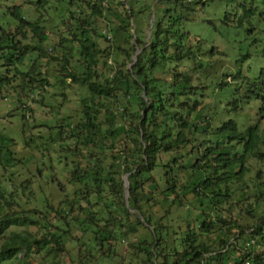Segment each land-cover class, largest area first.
Returning <instances> with one entry per match:
<instances>
[{
    "label": "trees",
    "instance_id": "trees-1",
    "mask_svg": "<svg viewBox=\"0 0 264 264\" xmlns=\"http://www.w3.org/2000/svg\"><path fill=\"white\" fill-rule=\"evenodd\" d=\"M0 9V264H264V0ZM191 22L243 36L234 83Z\"/></svg>",
    "mask_w": 264,
    "mask_h": 264
},
{
    "label": "rangeland",
    "instance_id": "rangeland-1",
    "mask_svg": "<svg viewBox=\"0 0 264 264\" xmlns=\"http://www.w3.org/2000/svg\"><path fill=\"white\" fill-rule=\"evenodd\" d=\"M2 10L0 9V34L1 32H3V30L1 29V27L3 26L5 29L8 27L9 24H7L8 22H12V20L8 17V14L4 15L2 14ZM210 14L208 13V15L212 16V18L216 19L217 24H219L220 26L221 23L219 22V17L217 15H215L211 10L209 11ZM207 12L205 11L204 15ZM154 17V16H153ZM152 17V18H153ZM152 18H151V22H152ZM155 18V17H154ZM14 23H16L15 21H13ZM49 24H54V23H49ZM146 24V31H148L147 28V23ZM190 30L193 33H200L203 36H205L206 38H208V45H212L213 43L217 44L218 46H220V53L216 52L217 54L212 57L211 59V63L212 65H214V69L211 70L210 74L213 73L215 70H219L220 71V76L222 77L223 80L227 81L228 84H231L232 82L234 83L236 80L232 75H226V71L228 73H234L235 69H236V61L237 59L241 58V54H242V49H241V45H243L244 43V38L242 35H235V32H233L230 36H222L220 34V32L218 31L219 28L218 26L214 27V25H209V24H201L199 22H191L189 24ZM103 32L105 30V28H102ZM55 32H51V39L48 44H45V48H47L50 53L54 56H57L60 59L64 58V51L65 48L64 47H60V36L59 34ZM66 36H68L69 34L66 33ZM110 40H112V37H109ZM223 39V40H222ZM103 40V39H101ZM55 45H58V47H55L54 49H51V47L53 48ZM69 45V42H64L63 46H67ZM247 47H245L246 49ZM214 51H216V47H214ZM71 52V51H70ZM204 59V58H203ZM207 59V58H206ZM259 62V61H258ZM250 60V63H252L253 70L251 72H249L250 75L254 76L258 73L259 68H260V63ZM208 71H210V69H208ZM218 87H216L215 89H217ZM208 90H211V88H209ZM73 92L69 91V96H72ZM2 102H7L6 100H1L0 101V114L2 116H4V118H0V131L4 130L7 131L9 133H12L13 131V135H15V137L17 138V140L21 141L22 140V132L20 130V118L18 116H14V117H8L6 116L9 113L12 112V110L14 109L13 107H10L12 109H10V111H7L9 109V106H5L3 105ZM28 104H31L30 102ZM244 118L245 119H251L252 114L254 115L255 111L257 110L258 107V102H255L254 104L252 103L251 105H248L247 102L245 101L244 103ZM6 116V117H5ZM24 151H22V154H27L28 151L23 149ZM74 247H72L71 249H73ZM72 251H76V250H72ZM71 251H69L68 254H70ZM71 257L68 256V258Z\"/></svg>",
    "mask_w": 264,
    "mask_h": 264
},
{
    "label": "water",
    "instance_id": "water-1",
    "mask_svg": "<svg viewBox=\"0 0 264 264\" xmlns=\"http://www.w3.org/2000/svg\"><path fill=\"white\" fill-rule=\"evenodd\" d=\"M154 21V17L152 18V22ZM153 25V24H152ZM140 50H137L135 56H134V62L133 64L137 61L138 58V54H139ZM125 181H126V187H127V192H126V198L128 197V192H129V186H130V182L128 180V176L126 175L125 177Z\"/></svg>",
    "mask_w": 264,
    "mask_h": 264
},
{
    "label": "built area",
    "instance_id": "built-area-1",
    "mask_svg": "<svg viewBox=\"0 0 264 264\" xmlns=\"http://www.w3.org/2000/svg\"><path fill=\"white\" fill-rule=\"evenodd\" d=\"M246 264H251L250 262H247Z\"/></svg>",
    "mask_w": 264,
    "mask_h": 264
}]
</instances>
